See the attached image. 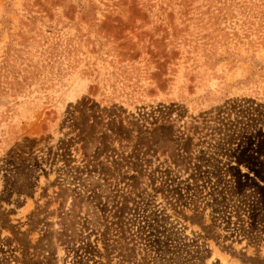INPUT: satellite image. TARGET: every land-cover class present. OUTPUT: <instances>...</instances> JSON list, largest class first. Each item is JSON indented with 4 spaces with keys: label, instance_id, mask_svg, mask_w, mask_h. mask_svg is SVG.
Masks as SVG:
<instances>
[{
    "label": "rangeland",
    "instance_id": "obj_1",
    "mask_svg": "<svg viewBox=\"0 0 264 264\" xmlns=\"http://www.w3.org/2000/svg\"><path fill=\"white\" fill-rule=\"evenodd\" d=\"M250 35L264 0H0V264H264V105L190 101Z\"/></svg>",
    "mask_w": 264,
    "mask_h": 264
},
{
    "label": "crops",
    "instance_id": "obj_2",
    "mask_svg": "<svg viewBox=\"0 0 264 264\" xmlns=\"http://www.w3.org/2000/svg\"><path fill=\"white\" fill-rule=\"evenodd\" d=\"M233 37L240 36L238 32H234L232 34ZM243 40H248V42L244 43H236L238 45H234L236 47H241L235 50L236 52H232L233 55L230 58H217L213 62H202L200 63V67L207 66L210 71H212L211 75L212 78L218 77L217 74V67H221L220 64H222L224 61L226 62H232L231 66L228 69V72L233 73L235 70L240 69L242 66H250V71L247 72L243 77L237 78L235 81L230 82L228 80L225 81L224 88H221L220 90H211L210 88H207L206 90H203L202 94H194L193 98H190L191 102L195 103V106L199 108H211L215 103H221L222 100L225 99H231V98H244V99H251L256 102H260L264 104V59L260 58L257 55V52L259 50V43H255V41L258 42L259 37L255 36L252 37V35L242 38ZM249 53V57L245 55L244 52ZM200 74L205 75L207 81H205V77H202V81L204 83H209L210 76H207V70L199 71ZM201 81V82H202ZM203 84V85H205ZM199 85V84H198ZM202 85V84H200ZM198 89V87H197ZM189 94L186 93V89L184 87L179 88V92L176 94V96H172L170 98L171 101L176 102H189L188 96Z\"/></svg>",
    "mask_w": 264,
    "mask_h": 264
},
{
    "label": "trees",
    "instance_id": "obj_3",
    "mask_svg": "<svg viewBox=\"0 0 264 264\" xmlns=\"http://www.w3.org/2000/svg\"><path fill=\"white\" fill-rule=\"evenodd\" d=\"M261 104H263V103H261ZM264 105V104H263ZM252 264H260V262L259 261H253V262H251Z\"/></svg>",
    "mask_w": 264,
    "mask_h": 264
}]
</instances>
